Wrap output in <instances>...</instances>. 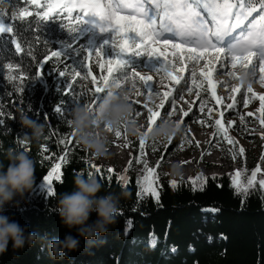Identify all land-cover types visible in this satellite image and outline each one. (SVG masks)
<instances>
[{"label":"trees","instance_id":"trees-1","mask_svg":"<svg viewBox=\"0 0 264 264\" xmlns=\"http://www.w3.org/2000/svg\"><path fill=\"white\" fill-rule=\"evenodd\" d=\"M23 1L0 0V28L4 29L0 31V107L5 114L0 142L27 152L36 165L32 189L14 197L0 214L26 226L28 232L62 240L66 235L77 237V230L61 225L54 211L56 197L71 190L76 172L97 177L103 185L98 195L114 189L131 195L115 225L91 248L81 239L78 250L54 261L39 243L13 251L10 241L0 264H264V189L258 184L259 166L239 167L236 173H201L183 180L160 178L151 168L154 175L148 176V170L133 177L126 169L116 173L92 164V154L80 146L69 143L63 147L61 141L70 133L65 112L71 89L59 71L68 62L57 61L51 52L57 53L56 44L63 42L67 21L62 17L66 14L43 19L36 11L43 13L44 9H38L21 17ZM21 112L46 125L39 143L21 140L27 131L18 123ZM65 155L66 162L60 159ZM56 164H61V179L53 178L54 194L50 195L45 176ZM257 168L260 171L249 185ZM141 183L155 189L158 198L143 191ZM96 219L93 212L87 223Z\"/></svg>","mask_w":264,"mask_h":264},{"label":"rangeland","instance_id":"rangeland-1","mask_svg":"<svg viewBox=\"0 0 264 264\" xmlns=\"http://www.w3.org/2000/svg\"><path fill=\"white\" fill-rule=\"evenodd\" d=\"M50 2L70 4L79 3V0H37L36 4L24 0L21 12L27 9L28 13L21 17H26L38 9L47 11V4ZM111 2L113 7L118 5L117 0ZM130 2L134 3L135 0ZM102 3L107 6L108 0H102ZM199 10L203 12L202 8ZM44 12L36 11L41 17ZM128 12L130 9L125 10L121 7L118 14L126 15ZM62 14H66L62 18L67 22L62 34L63 42L56 44L59 59L56 57L55 59L68 62L64 70L65 82L67 87L71 86L75 89L74 93L70 90V100L65 112V118L69 121L73 107L85 105L87 101L92 100L95 87L102 84L99 77L108 75L106 67H101L96 61L100 60L103 64L107 59L117 56L119 45L117 44L114 49L111 42L113 39L119 41L120 37L111 31L101 32L94 26L95 20H99V17L87 16L79 8H73L69 13L62 7H57L48 18L59 17ZM204 15L207 16V13ZM256 16L257 14L253 13V17H249V20ZM78 17L81 19L78 20ZM86 20L89 21L84 23L83 21ZM245 23L247 24V21ZM166 35L171 34L166 33ZM127 37L134 38L135 33H128ZM134 39L139 40V37ZM174 42H179V38H174ZM97 50L101 57L95 56ZM157 52L160 54L159 57H151L148 54L135 56L131 54L132 49H129V55L125 56L130 66L129 75L131 66H134L142 75L152 77L149 81L153 88L152 92L145 91L143 82L136 78V85L141 89L139 95L135 94L131 82L125 85L123 80L118 81L121 86L129 88L131 93L129 102L141 113L140 115L132 113V118L140 123V132L137 136H129L126 133V125L109 132L110 144L106 154L100 158L91 155L92 164L101 165L116 173L126 169L127 174L133 177L154 168L160 178L172 180H183L201 173L204 175L236 173L239 167L254 169L259 166L260 186V181L264 180V112H261L259 97L260 93L264 94V87L262 88L264 82L260 81L259 77L264 73L260 72L258 58H252L253 64L256 65L253 71V64L245 68L243 64L237 62L236 67H232L229 57L218 56L212 50L204 52L199 59H189L190 56L196 55L195 53L163 45L157 46ZM90 53L91 58H88ZM162 64L164 67H161ZM205 64H208L207 68L204 67ZM244 64H247V60ZM154 68H159V71L153 70ZM89 70L92 71V76L97 78L95 84L92 83V76L83 78ZM209 71L212 72L210 90L207 86L208 80L201 75V72L206 74ZM76 72H80L81 76H76ZM119 74L120 70H116L113 76ZM171 77H183V79L179 85H176ZM249 86L251 92L248 91ZM109 89L119 91L116 84L112 83V77L109 78V85L104 86V92L97 95V104ZM169 89H173L172 96L164 97V93ZM189 89L191 92L188 91ZM83 91H87L88 95L79 97ZM181 96L183 99L180 98ZM161 99L165 104L163 109L159 107ZM173 99L176 100L175 108L172 105ZM202 103L203 111L200 110ZM229 105L232 107H228ZM148 108L161 112L162 115L171 111V115H165L164 119L174 121L179 128V134L165 141L150 139ZM181 109L188 111L189 115L184 117ZM221 112L224 113L223 116L219 115ZM217 119L221 120L222 128L216 126ZM67 127L70 133L64 140L63 147L69 143L79 146L68 122ZM185 129L190 137L184 134ZM104 131L108 130L105 128ZM117 131L121 133L119 137L115 134ZM141 139L144 140L143 146L140 145ZM193 146L198 150H191ZM111 150L116 151L114 157L108 155ZM173 163L177 166L175 173L172 169Z\"/></svg>","mask_w":264,"mask_h":264},{"label":"snow or ice","instance_id":"snow-or-ice-1","mask_svg":"<svg viewBox=\"0 0 264 264\" xmlns=\"http://www.w3.org/2000/svg\"><path fill=\"white\" fill-rule=\"evenodd\" d=\"M36 4L37 0H27V3ZM121 5L123 8L130 9L126 15H119L121 11ZM151 7H148V6ZM57 7H62L69 13L73 8H79L85 15L90 17H99V20H95L94 26L99 28L101 32L111 31L120 37L119 41L113 39L111 42L112 47L115 49L117 44L119 45V52L117 56L112 59H107L101 64L100 60L96 63L101 67H106L108 75H102L99 80L101 85L95 87L93 93V99L87 101L85 106L90 107L92 110L98 106L96 103V97L98 94L104 92V86L109 85V78L112 77V83L116 84L119 89L118 93H129V88L121 86L118 81L123 80L125 85L131 82L132 89L135 90V94L139 95L141 89L136 85V78L143 82L144 90L152 92V85L149 84L151 76L142 75L140 72L132 67L131 74L129 75V64L126 62L125 56L129 55V49H132V55L141 56L148 54L151 57H159L157 52V46L163 45L164 47H171L179 49L181 51H189L196 55L190 56L189 59L202 58L203 53L209 50L214 51L218 56H227L232 61V67H236L237 62L243 64L245 68L249 64H253L254 57L259 60L260 72L264 73V0H239L234 4L231 0H121L120 4L116 7L112 6L111 0H108L107 6L102 3V0H79V3H64L57 4L56 2H50L47 4L48 10L44 12L43 19H47L49 15L56 10ZM202 8L203 12L199 9ZM234 9H236L234 11ZM28 10L25 9L20 13L21 16L26 15ZM207 13V16L204 15ZM253 13L257 16L252 20L249 17H253ZM80 20L81 18H77ZM90 20V19H89ZM89 20L83 21L84 23ZM248 22L247 24L245 22ZM245 28L247 29L245 31ZM236 29H240L238 35H233ZM0 28V31H3ZM128 33H135V37H139V40H135L133 37H127ZM166 33H170L168 36ZM127 37V38H126ZM178 37L179 42H174V38ZM17 51H20V47L17 46ZM52 57L58 58L56 52H51ZM96 57H101L100 52H95ZM91 58V53L89 57ZM59 59V58H58ZM247 60V64L244 61ZM41 65V64H40ZM39 65V66H40ZM161 67H164L162 64ZM205 68L208 64L204 65ZM256 65L253 64V71ZM43 69L42 67H40ZM120 70L118 76H113L114 71ZM153 70L159 71V68ZM60 75L65 76V71H59ZM201 75L205 76L209 85L212 84V72H201ZM76 76H81L80 72H76ZM88 76H92V71L89 70L84 79ZM195 76V73H193ZM174 84L179 85L183 77H171ZM260 81L264 82V75L259 77ZM97 78L92 76V83L95 84ZM74 93L75 89L69 86ZM191 92V89L188 90ZM248 91L251 92V86ZM173 89H169L164 93V97L172 96ZM87 91H83L79 94V97H86ZM199 95V94H197ZM76 96V95H75ZM215 97V93L213 92ZM129 102V97H124ZM183 99V97H180ZM219 102V98H217ZM261 103V112H264V96L259 97ZM130 103V102H129ZM132 105V103H130ZM176 100L173 99L172 105L175 108ZM165 106L164 100L161 99L160 109ZM133 107V105H132ZM228 107H232L229 105ZM201 111L204 110L203 103L201 104ZM211 111V109H209ZM59 112V109H57ZM147 111L150 115L147 117L149 127L148 131L151 132L153 126L160 124L165 115L170 116L171 111L164 113L154 111L152 108H148ZM183 116L189 115L188 111L181 109ZM135 115H140V111L133 108ZM4 112L0 107V125L4 123ZM223 116L224 113L219 114ZM70 123V120L67 121ZM215 124L218 128H222L221 120H215ZM226 131V129H224ZM116 136H120L121 133L117 131ZM62 143L64 141H61ZM140 145H144V140H140ZM47 151V149H45ZM243 152V149H241ZM66 162V155L60 158ZM61 164H56L52 171L45 176V183L49 185V194H54L52 189L53 178L60 180L61 175L59 170ZM99 171V170H97ZM260 169L257 168L252 172V179L249 180L251 185L256 177L257 172ZM154 173L149 169L148 176H152ZM239 173H237V176ZM148 176L144 177V181H148ZM122 180H126V177H121ZM232 185L239 191L240 186L236 179H233ZM261 188H264V180L260 181ZM143 191H150L152 195L158 198V193L155 189L144 187L141 183ZM246 190V189H245ZM211 241V237H209ZM176 251L175 247L172 249Z\"/></svg>","mask_w":264,"mask_h":264},{"label":"clouds","instance_id":"clouds-1","mask_svg":"<svg viewBox=\"0 0 264 264\" xmlns=\"http://www.w3.org/2000/svg\"><path fill=\"white\" fill-rule=\"evenodd\" d=\"M131 93H118L113 89L105 92L95 110L85 105L73 107L70 113V126L76 142L85 151L103 157L110 144L109 132L126 125L129 136H137L140 123L132 118L133 107L124 98ZM22 129L27 130L21 136L22 141L39 143L45 136L46 125L30 119L25 113L17 115ZM108 131H104V129ZM179 134V128L172 120H164L148 134L152 140L165 141ZM36 161L27 152L13 146L5 147L0 142V212L14 197L22 196L32 189ZM177 172V166H172ZM70 191L56 197L54 211L58 214L62 226L76 229L77 237L66 235L62 240L47 239L38 232H28L27 227L0 214V255L5 253L11 241L13 251L23 250L41 244L47 248L52 260L66 259L67 254L78 250L80 240L87 242V247L94 246L115 225L123 203L130 198V192L120 189L102 191L103 185L95 175L83 171L76 172L71 181ZM97 219L87 223L91 213Z\"/></svg>","mask_w":264,"mask_h":264},{"label":"bare ground","instance_id":"bare-ground-1","mask_svg":"<svg viewBox=\"0 0 264 264\" xmlns=\"http://www.w3.org/2000/svg\"><path fill=\"white\" fill-rule=\"evenodd\" d=\"M76 2V1H75ZM117 2H118V4H120V2H121V0H117ZM121 7H122V9H127V8H123V6L121 5ZM149 7V6H148ZM232 76V75H231ZM264 86H262V88H263ZM259 94V93H258ZM260 96H264V94L263 93H260ZM184 134L185 135H187V137H190L191 135H188V132L186 131V129L184 130ZM185 138V137H184ZM192 138V137H191ZM192 149H196V146H193L192 148H191V150ZM196 150H198V149H196ZM202 153V152H201ZM118 154V153H117ZM121 154H122V152H121ZM195 154V153H194ZM108 155L109 156H111V157H114L115 155H116V151L115 150H111L110 152H108ZM198 155V154H197ZM201 158V157H200ZM172 165H174V163L172 164Z\"/></svg>","mask_w":264,"mask_h":264}]
</instances>
